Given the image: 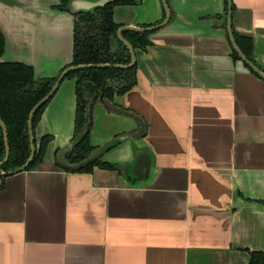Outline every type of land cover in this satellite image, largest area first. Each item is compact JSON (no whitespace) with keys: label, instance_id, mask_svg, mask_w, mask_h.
Instances as JSON below:
<instances>
[{"label":"crops","instance_id":"obj_1","mask_svg":"<svg viewBox=\"0 0 264 264\" xmlns=\"http://www.w3.org/2000/svg\"><path fill=\"white\" fill-rule=\"evenodd\" d=\"M62 1L0 0L1 60L37 79L68 66L75 16ZM167 1L170 21L135 50L137 84L114 101L142 118L144 134L102 153L139 180L63 169L76 111V80L64 79L35 129L37 141L53 135L44 160L0 190V264H248L264 250V79L232 54L228 0ZM232 4L264 69V0ZM164 18L162 0L114 8L121 26ZM93 115V134L107 137L99 149L127 135L118 123L141 130L103 102Z\"/></svg>","mask_w":264,"mask_h":264},{"label":"trees","instance_id":"obj_2","mask_svg":"<svg viewBox=\"0 0 264 264\" xmlns=\"http://www.w3.org/2000/svg\"><path fill=\"white\" fill-rule=\"evenodd\" d=\"M70 1L63 0L59 7L69 9ZM138 2L137 0H109L104 5L74 11L73 58L63 70L79 64H129L131 62L130 50L118 35L121 25L114 20V8L117 5L137 4ZM232 9L234 11V4H232ZM154 31L124 30L123 35L135 50L146 49L152 43L149 37ZM233 33L238 46L247 58L264 70L254 58L253 37L238 32L234 24ZM5 44V35L0 28V118L7 128L10 149L8 160L0 166V173L14 170L29 159L31 155L28 128L30 112L37 102L52 89L59 74L63 71L61 70L55 77L37 79L32 66L18 61L1 60ZM232 54L235 59H241L233 47ZM245 65L258 75L246 63ZM137 69L138 64L136 63L129 68L101 67L74 70L65 76L64 79L75 78L76 80V111L72 143L66 151L64 166L61 165L63 169L73 172H91L95 166H98L117 170L132 183L139 180L131 173L130 164L127 165L128 167L120 166L118 163L103 160L101 155L96 156L86 165H80L92 157L98 149L93 143L95 104L103 102L116 107L115 97L123 95L137 84ZM49 101L43 104L34 115L33 132L36 153L26 170L35 168L44 160L46 148L53 139V135L46 134L37 141L35 135L36 126ZM5 156V133L0 124V162L5 159ZM7 176L0 177V190L3 189ZM248 264H264V250L251 251Z\"/></svg>","mask_w":264,"mask_h":264},{"label":"water","instance_id":"obj_3","mask_svg":"<svg viewBox=\"0 0 264 264\" xmlns=\"http://www.w3.org/2000/svg\"><path fill=\"white\" fill-rule=\"evenodd\" d=\"M108 1L109 0H72L71 1V5L73 7V12H74V11H77V10H88V9L94 8L96 6L104 5ZM137 1H139V0H137ZM162 2H163L164 9H165V18L161 22H159L158 24H155V25L150 26V27H142V26H135V25H123V26H121L118 29L119 37L127 45V47L130 50L131 62L129 64H111V63L79 64V65H75V66H69V67L64 69L59 74L55 84L52 87V89L39 102H37V104L32 108V110L30 112L29 121H28V128H29V136H30V143H31V155H30L29 159L22 166H20L18 168H15L14 170H11L9 172H1L0 173V177L1 176H6V175H12V174L24 171L30 165V163L33 161L35 153H36L35 137H34V132H33L34 115L36 114L37 110L43 104H45L47 101H49L52 98V96H54V94L56 93L57 89L59 88V86L63 82L65 76L69 72L74 71V70H81V69H88V68H101V67L129 68V67L134 66L137 63V57H136L135 49L133 48L131 43L124 37L123 31L124 30H135V31L146 32V31H154L156 29H159V28L165 26L171 19V10L169 8L167 0H162ZM227 31H228L229 40H230V42L232 44V47L238 53V55L240 56L241 60L244 63H246L261 78L264 79V70H262L259 66H257L255 63H253L249 58H247V56L242 52V50L240 49V47L238 46V44H237V42L235 40V36H234V33H233L232 0H228ZM108 104L116 112H121L122 114H127V115H129L131 117L136 118L137 121L139 122V124L141 125V130H139V131L137 130V131L131 132L130 134H127L125 136H119V137L115 138L109 145L103 146L100 150H98L99 149L98 148L97 151L95 152V154L92 157L88 158L87 160H85L80 165H86V164L90 163L92 160H94V158L96 156H99L102 153H104L105 151H108L109 149L115 147L116 145L121 143V141L124 140V139H127V138L130 139L131 136H133V138H140L144 134V129H145L144 127L145 126H144V122L142 121V118H140L139 116H137L133 112H130L128 110H121L120 108H116L115 106H113L110 103H108ZM0 124L3 127V129H4L5 144H6V156H5V159L0 162V166H2L9 158L10 149H9V144H8L7 128H6V125L2 121L1 118H0ZM63 157H62V155L59 156L58 160H59L60 164L64 166Z\"/></svg>","mask_w":264,"mask_h":264},{"label":"rangeland","instance_id":"obj_4","mask_svg":"<svg viewBox=\"0 0 264 264\" xmlns=\"http://www.w3.org/2000/svg\"><path fill=\"white\" fill-rule=\"evenodd\" d=\"M125 122V121H124ZM139 123V122H138ZM123 124H125V127L123 126ZM123 124H121V123H118V128H119V130H123L124 128H125V130H126V133L127 134H130L132 131H131V129L133 128V126H132V128H130L129 127V123L128 122H125V123H123ZM128 124V125H127ZM99 129H100V127H99ZM136 131V130H135ZM134 130H133V132H135ZM131 138H132V140H133V142L135 143V142H137L138 141V138H133V136H131ZM105 139H107V137L106 136H100V134H93V143H102L103 141H105ZM114 140V139H113ZM113 140H111L110 142H108V144L107 145H109ZM103 147V146H102ZM101 147V148H102ZM100 148V149H101ZM114 148V147H113ZM113 148H111V149H113ZM100 149H98V150H100ZM109 151H110V149H109ZM109 151H106L104 154H106V153H109ZM104 154H102V159L104 160Z\"/></svg>","mask_w":264,"mask_h":264}]
</instances>
